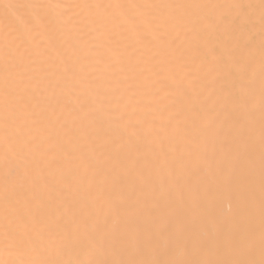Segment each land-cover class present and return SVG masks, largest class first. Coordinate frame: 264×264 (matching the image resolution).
<instances>
[{
	"label": "bare ground",
	"instance_id": "6f19581e",
	"mask_svg": "<svg viewBox=\"0 0 264 264\" xmlns=\"http://www.w3.org/2000/svg\"><path fill=\"white\" fill-rule=\"evenodd\" d=\"M0 264H264V0H0Z\"/></svg>",
	"mask_w": 264,
	"mask_h": 264
}]
</instances>
